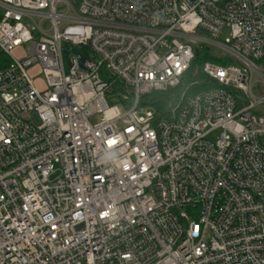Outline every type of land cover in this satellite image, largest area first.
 Segmentation results:
<instances>
[{
	"label": "built area",
	"instance_id": "built-area-1",
	"mask_svg": "<svg viewBox=\"0 0 264 264\" xmlns=\"http://www.w3.org/2000/svg\"><path fill=\"white\" fill-rule=\"evenodd\" d=\"M0 56V264H264V0H0Z\"/></svg>",
	"mask_w": 264,
	"mask_h": 264
},
{
	"label": "trees",
	"instance_id": "trees-1",
	"mask_svg": "<svg viewBox=\"0 0 264 264\" xmlns=\"http://www.w3.org/2000/svg\"><path fill=\"white\" fill-rule=\"evenodd\" d=\"M193 52H194V61L191 65V69L188 73V76L186 79L184 78V83H187L188 81L194 82L197 81L198 85L193 88V92H199L201 90L206 89L209 85L206 84L204 76L200 72L201 66L206 62H213L217 63L219 65H225V61L221 59H216L212 56L211 49L202 44H193ZM229 62V61H228ZM9 63L8 58L5 56H0V69L7 66ZM231 63L232 60H231ZM258 66L264 67V60L257 62ZM107 101L109 105H123L125 100L123 97L130 96V92L124 89L122 84L118 81H113L110 84L109 90L107 92ZM169 93L166 94H160V93H152L149 95V98L154 100V103L152 104V107L158 111L161 112L160 115H163L164 113V106H165V100L168 98Z\"/></svg>",
	"mask_w": 264,
	"mask_h": 264
},
{
	"label": "rangeland",
	"instance_id": "rangeland-1",
	"mask_svg": "<svg viewBox=\"0 0 264 264\" xmlns=\"http://www.w3.org/2000/svg\"><path fill=\"white\" fill-rule=\"evenodd\" d=\"M227 37H228V28H225V30L222 32V34H221L219 40H220L221 42H223V40H224L225 38H227ZM24 49H27V46H25ZM13 54H14L15 56H18V57H19L18 51L14 52ZM214 54H215L217 57H221V56H222V53L219 52V51L214 52ZM263 69H264V67H263ZM35 72H36V68H34L33 70H31V73H35ZM262 75L264 76V72L262 73ZM256 81H258V79H257V78H254V82H256ZM256 90H259L260 94H261L262 96H264V92H263L262 89H261V85H260V83H257V84H256V89H255V91H256ZM261 110H264V107H262ZM98 120H99L98 117L91 118V119H90V124L94 125V124H96V123L98 122ZM218 134H219L218 131H217V132H214L213 134H211V135L209 136V140H210V141H215V139H216V137L218 136ZM56 169H57V168H56ZM58 175H59V170L57 169V174H56V176H58Z\"/></svg>",
	"mask_w": 264,
	"mask_h": 264
},
{
	"label": "water",
	"instance_id": "water-1",
	"mask_svg": "<svg viewBox=\"0 0 264 264\" xmlns=\"http://www.w3.org/2000/svg\"><path fill=\"white\" fill-rule=\"evenodd\" d=\"M69 53H71L74 56H76L78 58L79 64L82 65V63H83V57L80 55V53L78 52V50H76V49H72L71 51L63 50V55L65 57H67Z\"/></svg>",
	"mask_w": 264,
	"mask_h": 264
},
{
	"label": "clouds",
	"instance_id": "clouds-1",
	"mask_svg": "<svg viewBox=\"0 0 264 264\" xmlns=\"http://www.w3.org/2000/svg\"><path fill=\"white\" fill-rule=\"evenodd\" d=\"M108 161L117 162L116 154H114V153H108L106 155V157H105V161L104 162H108Z\"/></svg>",
	"mask_w": 264,
	"mask_h": 264
},
{
	"label": "snow or ice",
	"instance_id": "snow-or-ice-1",
	"mask_svg": "<svg viewBox=\"0 0 264 264\" xmlns=\"http://www.w3.org/2000/svg\"><path fill=\"white\" fill-rule=\"evenodd\" d=\"M109 143H114V141H109Z\"/></svg>",
	"mask_w": 264,
	"mask_h": 264
},
{
	"label": "bare ground",
	"instance_id": "bare-ground-1",
	"mask_svg": "<svg viewBox=\"0 0 264 264\" xmlns=\"http://www.w3.org/2000/svg\"><path fill=\"white\" fill-rule=\"evenodd\" d=\"M188 76V75H187Z\"/></svg>",
	"mask_w": 264,
	"mask_h": 264
}]
</instances>
